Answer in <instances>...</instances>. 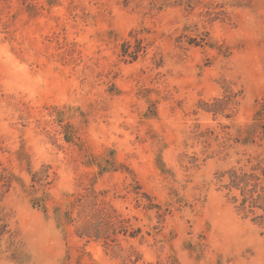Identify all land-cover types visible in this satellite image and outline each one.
Wrapping results in <instances>:
<instances>
[{"label":"rangeland","instance_id":"1","mask_svg":"<svg viewBox=\"0 0 264 264\" xmlns=\"http://www.w3.org/2000/svg\"><path fill=\"white\" fill-rule=\"evenodd\" d=\"M256 110L264 0H0V264H264L216 178Z\"/></svg>","mask_w":264,"mask_h":264},{"label":"trees","instance_id":"2","mask_svg":"<svg viewBox=\"0 0 264 264\" xmlns=\"http://www.w3.org/2000/svg\"><path fill=\"white\" fill-rule=\"evenodd\" d=\"M142 42L141 39L138 40ZM121 55L130 57V61L137 58V54L140 48L133 47L129 40H124L121 44ZM240 90H233L226 88L221 96H214L212 100L204 101L200 100L199 107L206 112L211 113L214 117L218 115L230 116L226 113V110H233L238 104V97ZM242 136L235 137L234 142L241 143L245 146L257 145L264 148V117L263 112L256 110L252 116V121L245 125L242 131H239ZM203 134H214V131L206 128ZM215 134V139H217ZM255 162L249 158V168L243 166H232L223 171L218 172L216 175L217 181L220 183L221 189L227 190V193L235 190L238 191L239 196H233L234 202H238V209L242 212L252 213L255 216L252 218L256 220L258 217L259 223L264 224V185L261 182V176H264V156L257 155L254 157ZM145 197H148L144 194ZM257 210H261L262 213H257ZM110 220L108 219L107 222ZM100 223V220L97 221ZM6 215L3 213V209L0 207V236L6 232L7 229ZM98 224H96L97 226ZM90 222L82 226V230L79 231L80 235L90 236L91 233L88 230ZM99 228H96L98 230ZM139 230L135 229L130 233L131 236H136Z\"/></svg>","mask_w":264,"mask_h":264}]
</instances>
